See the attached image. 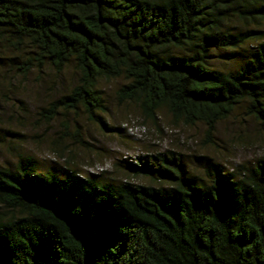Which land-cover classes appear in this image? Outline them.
I'll list each match as a JSON object with an SVG mask.
<instances>
[{
    "label": "trees",
    "instance_id": "trees-1",
    "mask_svg": "<svg viewBox=\"0 0 264 264\" xmlns=\"http://www.w3.org/2000/svg\"><path fill=\"white\" fill-rule=\"evenodd\" d=\"M245 13L264 20V0H0V43L22 54V73L73 66L48 120L82 109L112 129L99 83L119 79L117 99L144 118L166 110L209 137L241 103L264 123V30L239 29ZM236 56L235 70L212 65ZM151 158L137 172L166 186L0 166V264H264V157L200 181L167 153Z\"/></svg>",
    "mask_w": 264,
    "mask_h": 264
},
{
    "label": "rangeland",
    "instance_id": "rangeland-1",
    "mask_svg": "<svg viewBox=\"0 0 264 264\" xmlns=\"http://www.w3.org/2000/svg\"><path fill=\"white\" fill-rule=\"evenodd\" d=\"M244 16L233 17L239 29L255 25L264 30V20L255 23L247 13ZM21 55L0 43V166L13 169L23 161L41 173L53 171L60 177L102 173L114 181L166 186L168 182L155 175L138 173L137 158L147 156L150 162L152 155L167 153L176 158L186 176L200 181L207 180L206 172L213 165L236 171L264 157V123L246 114V103L219 120L207 137L204 124L175 121L166 110L159 111L155 121L144 118L134 103L117 99L119 79L99 83L106 107L99 115L112 129L89 120L82 109L59 108L48 120L40 115L41 110L68 93L77 74L72 65L60 73L49 66L22 73L18 69ZM232 58L212 65L235 70L239 57ZM7 213L0 207V215Z\"/></svg>",
    "mask_w": 264,
    "mask_h": 264
}]
</instances>
